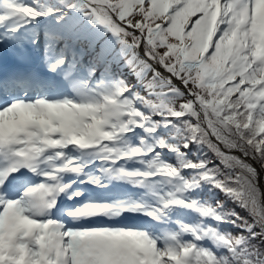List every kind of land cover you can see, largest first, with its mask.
Masks as SVG:
<instances>
[{
    "label": "snow or ice",
    "instance_id": "1",
    "mask_svg": "<svg viewBox=\"0 0 264 264\" xmlns=\"http://www.w3.org/2000/svg\"><path fill=\"white\" fill-rule=\"evenodd\" d=\"M5 8L0 24L14 18L23 23L13 30L15 41L0 43V264H264V192L247 162L264 167V0H9ZM24 25L36 31L21 32ZM40 65L48 71H38ZM122 66L136 75L143 94L118 73ZM157 95L171 102L152 115L181 122L177 142L153 145L148 139L161 122L137 105L156 107L149 98ZM138 129L147 134L141 144L122 147L141 136ZM193 143L214 153L224 170L209 167L205 152L204 159L182 160L180 167L162 160L152 161L155 171L121 167L119 178L143 185L154 176L183 180V169H193L186 189L201 180L212 183L250 220L198 208L171 192L159 206L87 202L58 217L51 211L76 182L71 175L79 178L97 160L107 165L102 171H111L122 160L154 152L159 158L158 148L183 157L181 145ZM22 169L33 174L29 180L40 179L16 195ZM81 183L103 187L99 176ZM174 205L244 231L225 235L185 225L192 237L185 240L156 225L72 224L135 212L164 226L166 209ZM209 238L227 253L200 243Z\"/></svg>",
    "mask_w": 264,
    "mask_h": 264
},
{
    "label": "rangeland",
    "instance_id": "2",
    "mask_svg": "<svg viewBox=\"0 0 264 264\" xmlns=\"http://www.w3.org/2000/svg\"><path fill=\"white\" fill-rule=\"evenodd\" d=\"M9 0H0V14H4L6 12L5 4L8 3ZM23 3H31L32 0H21ZM122 72H125V75H122L123 79L125 81L131 82L133 85H136V88L134 91L139 90L142 94L144 92V89L142 85L138 82L136 75L133 74L132 70L129 67H126V69H119ZM151 101L156 102V107H151L148 104L144 105H137L141 108L142 111H144L146 114L152 115L153 113L157 111H165V109L159 107L160 104H168L171 102V98L169 96L165 95H157L149 98ZM145 109H144V108ZM152 119L154 121H159L160 126L158 127V131L155 136L148 137L151 144H155L159 139H165L169 142H177L174 138L178 137L181 133V128L176 127L175 125H164V121L166 119H169V117L161 116V115H152ZM180 128V129H179ZM138 132L141 133V136H131L126 142H124L121 146L127 147L128 145L132 146H139L141 144V138L143 136H146L147 134L143 132V130L138 129ZM181 151L185 153L186 155L181 157L177 153L169 152L167 149H157V152L160 154L159 158L157 157V153L154 152L150 155H146L142 158H136L134 160L130 161H120L119 165L114 166L111 171H102V168H106L107 165L98 163L94 165L92 172H94V175L99 176L100 179H106V178H114L115 176L119 177V168L123 167L126 168L129 171L134 170H141V171H155V167L152 166L153 160H162L164 162L173 164L177 167L181 166L182 160H189L194 161L198 160L200 157V152H192L189 150V148L185 149L181 145ZM231 154V153H230ZM264 170V167H263ZM193 169H183L182 175L184 177L183 180L177 178V179H170L162 176H154L150 177L145 180L143 185H136L133 182L126 180V179H120L119 185L121 187H125L124 190L130 191L134 190L137 192V194H128L127 199L131 200V203H138L141 202L142 204H145L146 206H159L161 203V199H170L171 197L168 196V193H174L177 195L178 198H184L191 201H195L197 203L198 208H214L217 209L219 212L222 213H230V212H236L240 216L245 217L246 219H251L248 216V213L245 209H243L240 205H235L234 202L231 200V198L220 188L212 189L208 192H202L198 194L197 189H186L185 188V182H187V179H192V177L195 175L193 172ZM113 184V182H111ZM196 188V187H195ZM261 188V187H260ZM261 188V192H262ZM134 198V199H133ZM237 202V201H236ZM238 203V202H237ZM218 205H222V207L217 208ZM178 208H175L173 211H171L173 206H170L168 209H166V223L164 226H161L158 224L157 221L151 220L150 222L154 225H156L158 228H161L162 232L165 235L168 234H178L181 236L183 235V238L185 240H190L192 237L191 235H185L183 231V227L185 225H191L194 229L197 231H204L207 229H215L219 231L221 234H238L240 232H243V228L237 227L236 224H232L230 222L229 225L224 226L225 223L218 222L212 217H204L200 211H198L196 208H187L184 206L174 205ZM171 211V212H170ZM146 216H144L145 218ZM229 219H235V217H230ZM239 223V221L237 222ZM224 224V225H222ZM254 242L258 245L260 244V239L254 238ZM205 247L211 248L214 252H217V254L221 253H227V249H224L222 247H219L217 242H214L212 239H205L201 241Z\"/></svg>",
    "mask_w": 264,
    "mask_h": 264
},
{
    "label": "trees",
    "instance_id": "3",
    "mask_svg": "<svg viewBox=\"0 0 264 264\" xmlns=\"http://www.w3.org/2000/svg\"><path fill=\"white\" fill-rule=\"evenodd\" d=\"M177 126L180 125V121L178 120H174L173 121ZM189 150L192 151V152H200V157L198 160H194L192 161L193 163L195 162H199L200 160L204 159V155L203 153H207V159L211 160L212 161V164L209 165V167H220L221 170L223 171L224 170V165L222 164V162L215 156L214 153H212L211 151H208L207 149L205 148H201L199 145L193 143L190 145L189 147ZM193 173L195 174V170H193ZM257 181H258V178H257ZM259 185V184H258ZM197 189L199 191H203V190H206L207 192L212 190V189H215V188H218L216 187L214 184L212 183H209V182H206V181H203L201 180L198 184V186H196ZM260 188V186H259ZM260 191H261V188H260ZM229 196V195H228ZM231 198V200L234 202L235 205H240L239 203L236 202L235 199H233L231 196H229Z\"/></svg>",
    "mask_w": 264,
    "mask_h": 264
},
{
    "label": "water",
    "instance_id": "4",
    "mask_svg": "<svg viewBox=\"0 0 264 264\" xmlns=\"http://www.w3.org/2000/svg\"><path fill=\"white\" fill-rule=\"evenodd\" d=\"M225 151H227V150H225ZM232 154L237 155V156L240 155V153H238V152H232ZM241 158H243V157H241ZM247 161H250L251 163H253L255 165L254 167L257 169V172L259 173V175H258L259 185L262 188V183H264L263 167L258 162L252 161L251 159H248Z\"/></svg>",
    "mask_w": 264,
    "mask_h": 264
},
{
    "label": "bare ground",
    "instance_id": "5",
    "mask_svg": "<svg viewBox=\"0 0 264 264\" xmlns=\"http://www.w3.org/2000/svg\"><path fill=\"white\" fill-rule=\"evenodd\" d=\"M15 19H19V18H14V19H12V20H10V21H8V22H6V23H4V24H0V27H8V26H10V22H12L13 20H15ZM20 20V19H19ZM16 22V24H15V26H19V25H21L23 22H17V21H15ZM36 30H33V32H35ZM37 61H38V59H37ZM65 77H62V79H64ZM248 163H250V164H252V166L254 167L255 165L253 164V163H251L250 161H247ZM0 166H3V163H1L0 164ZM262 192H264V183H262ZM173 209H175V206L173 207ZM128 226H131V225H128ZM181 236L183 237V235L181 234Z\"/></svg>",
    "mask_w": 264,
    "mask_h": 264
}]
</instances>
